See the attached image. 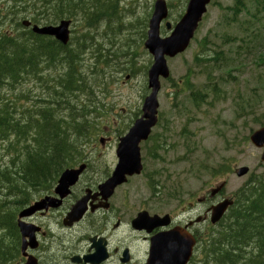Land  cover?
<instances>
[{
  "label": "rangeland",
  "instance_id": "rangeland-1",
  "mask_svg": "<svg viewBox=\"0 0 264 264\" xmlns=\"http://www.w3.org/2000/svg\"><path fill=\"white\" fill-rule=\"evenodd\" d=\"M5 1L3 7L12 8V2ZM111 1L115 16L109 29L102 22L96 29L87 28L81 19L72 18L74 15L70 18L69 45L76 39L87 44L78 53L76 62L84 81L91 85L90 91L61 97L60 88L55 87L56 83L48 77L62 76L65 61L62 67L44 72L29 81L26 79L15 88L3 86L0 90L7 95V99L14 101L17 114L13 115L16 117L18 114H24L27 118L37 116L41 109L53 107L55 120L74 124L78 120L83 121L77 114L81 109L92 110L96 106L102 115L96 119L101 118L100 131L88 140L84 139L79 149L82 154H79L78 163L88 162L97 174L100 171L97 165L115 162L113 149L118 139L128 132L140 116L143 100L149 93L147 71L152 64V57L143 44L155 0ZM165 1L169 10L167 20L174 24L183 14L188 0ZM49 4L47 0L45 8L40 7L39 18L47 25L56 24L63 18L54 21ZM237 6L241 10L235 16L233 10ZM24 19H30L27 9L18 12L14 22ZM0 23V34L4 30H11L16 36L23 33L27 37V29L22 28L21 24L13 29V23L3 19L1 11ZM3 33L7 34V31ZM160 34L166 35L163 25ZM263 47L262 0L211 1L189 47L182 54L167 59L170 75L166 80L160 79L158 122L145 147H142L144 174L132 178L130 182V189H136L140 198L152 197L145 185L144 175L162 169L168 180L160 195L164 211L171 209L164 199L172 193L183 198L192 195L198 198L201 197L200 192L204 194L217 183L226 181L223 194L230 197L249 178L264 177L261 151L249 141L245 142V137L261 126L259 123L264 124V65L254 63V55ZM100 53L102 58H99ZM186 77L189 90L184 87ZM85 117L92 120L93 113L89 112ZM35 136L36 132H29L19 140L14 135L3 140L0 138V207H4L9 217L21 204L27 187L26 181L17 174L25 166V147L42 153L47 146L45 142L36 144L33 141ZM152 144L167 145L164 146L165 151L156 152L157 156L164 157V164L150 159ZM187 160L196 162L192 175L188 171ZM201 164L204 170L199 172L197 167ZM241 166H247L249 172L237 178L233 171ZM226 167L232 173L224 175L216 170ZM202 185H206V188ZM37 191L31 196H35ZM203 207L197 204V211L201 212ZM209 233L208 227V236ZM3 237L7 238V234L0 231V246L6 251L8 240H3ZM246 242L247 239L244 243H237L243 245ZM253 246L249 242L242 247L243 250L240 248V251H236L240 257L236 258V264H248L254 260L256 253ZM208 252L206 244L198 245L191 264H211L209 260H212L213 253Z\"/></svg>",
  "mask_w": 264,
  "mask_h": 264
},
{
  "label": "trees",
  "instance_id": "trees-1",
  "mask_svg": "<svg viewBox=\"0 0 264 264\" xmlns=\"http://www.w3.org/2000/svg\"><path fill=\"white\" fill-rule=\"evenodd\" d=\"M9 1L12 2V8L3 7L7 1L0 0V11L3 19L8 20L10 24L14 22L17 13H21L25 9H27L30 20L33 23L38 22V11L40 7L44 9L47 3V0ZM49 2L48 8L55 20L70 19L74 15L72 18L81 19L83 25L93 29H96L101 22H104L109 29L110 23L114 21L115 9L112 7L111 0H49ZM262 3L264 4V0ZM240 10L241 7L237 6L233 10V14L236 16ZM42 13L44 14V12ZM17 25H19L18 21L11 26L14 29ZM4 31H7V34L3 33ZM4 31L0 34V90L3 89V86H8L10 89L15 88V85L21 84L26 79L29 81L41 76L44 72L62 67L64 61L66 64L64 74L48 77L50 81L56 83L55 87L60 88L61 97L91 90V85L84 81L78 71L76 62L78 53L87 46L85 42L76 39L71 43L72 45L68 43L63 47L55 42L44 41L47 37L35 36L30 32L26 37L23 33L16 36L11 30ZM226 42L229 41L226 40ZM102 56L100 53L99 58ZM254 56L256 65H264V47L262 50H258ZM109 57L108 54V59ZM185 80L184 87L189 90L188 77ZM200 95V98L203 99V95ZM59 102L54 106H57ZM89 112L93 113L92 120L84 118ZM13 114H17L14 101L7 99V95L0 92V138L3 140L14 135L19 140V137H23L29 132H36L33 141L36 144L45 142L47 145L42 153L30 151L27 146L25 147L27 155L25 166L17 174L32 184L36 181L54 180L65 168L75 164L81 157L79 154L82 153L79 149L82 147V143L100 131L101 118L96 119L102 117L96 106L92 110L81 109L77 114L78 118L83 121L78 120V123L74 124L55 120L53 107L43 108L37 116L28 118L24 114H18V117ZM258 125H262V122ZM245 142H248V137H245ZM216 170L221 172L219 168ZM228 171L224 170L223 172L227 173ZM4 178L10 177L4 176ZM35 187L40 189L45 186L36 184ZM233 196L234 205L228 209L226 215L218 223V229L208 236V254L213 253L211 254L212 260L209 262L211 264H236V258H240L236 251H240V248L243 250L244 245L252 242L256 254L254 260L248 264H264V177L249 178L241 188L234 192ZM13 226L12 217L8 216L4 207L0 208V229H12ZM245 239H247L246 244H238L244 243ZM0 250V259L8 257L12 252L8 248L3 251V246H0Z\"/></svg>",
  "mask_w": 264,
  "mask_h": 264
},
{
  "label": "flooded vegetation",
  "instance_id": "flooded-vegetation-1",
  "mask_svg": "<svg viewBox=\"0 0 264 264\" xmlns=\"http://www.w3.org/2000/svg\"><path fill=\"white\" fill-rule=\"evenodd\" d=\"M114 164L97 165L98 174L89 163L85 164L86 169L63 199L55 192L57 179L27 182L24 199L14 210L16 226L18 215L24 209L42 200H47L48 206L21 220L27 225L25 236L17 226L10 237L13 255L0 264H149L153 242L166 240L167 233L173 230L195 239L193 254L186 263L191 264L198 245L204 243L207 248L209 209L227 198L224 190L213 197H209L208 190L204 194L200 192L198 198L193 195L165 197L171 209L164 211L158 197L142 199L136 189H130L132 178L115 187L111 194L100 192L99 187L110 177ZM144 176L145 185L150 187L151 175ZM163 177L166 174L163 173ZM36 184L45 187L38 189ZM35 189L38 191L32 197ZM197 204L204 206L201 212L197 211ZM76 206V212H84L80 218L70 219ZM141 212L159 219L153 226L133 224Z\"/></svg>",
  "mask_w": 264,
  "mask_h": 264
},
{
  "label": "water",
  "instance_id": "water-1",
  "mask_svg": "<svg viewBox=\"0 0 264 264\" xmlns=\"http://www.w3.org/2000/svg\"><path fill=\"white\" fill-rule=\"evenodd\" d=\"M210 0H189L185 13L174 26L171 33L166 37L160 36V25L167 18L168 9L164 0H156L154 3L153 13L148 23L147 38L143 44L145 50L152 57V64L147 71V88L149 94L144 98L141 116L135 120L128 132L119 139L116 148V157L118 159L111 178L100 187L105 192L113 190L116 186L125 182L126 177L139 175L142 170L139 144L146 140L151 129L157 123L158 113V93L160 91V79L169 78V69L166 59L174 58L183 53L189 46L194 37V33L206 13V7ZM24 26H30L28 21L23 22ZM69 21H60L56 26H33L32 31L41 36H51L61 45L65 46L69 42ZM166 28L170 30L171 25L166 23ZM250 143L261 150L260 161L264 162V125L253 131L249 136ZM249 172V168L242 166L235 171L238 178L244 177ZM80 174V170H66L62 173L56 193L60 198H64L68 188L72 186ZM225 186V182L218 184L210 190V195L214 196ZM232 205L229 200H224L211 208L210 221L212 224L218 222L227 208ZM78 208V207H76ZM42 209L37 204L31 211ZM76 210L71 213L74 214ZM28 212L24 211L20 217L27 216ZM156 218L147 220L144 214H141L136 220L137 225L153 224ZM22 235L25 236L26 226L19 223ZM141 226V225H140ZM153 226V225H151ZM178 231H173L167 235L166 240L155 241L152 246L149 264H186L191 256L194 241Z\"/></svg>",
  "mask_w": 264,
  "mask_h": 264
},
{
  "label": "bare ground",
  "instance_id": "bare-ground-1",
  "mask_svg": "<svg viewBox=\"0 0 264 264\" xmlns=\"http://www.w3.org/2000/svg\"><path fill=\"white\" fill-rule=\"evenodd\" d=\"M102 23H104V22H102ZM8 33H9V32H8ZM115 41H116V40H115ZM28 45H29V44H28ZM43 46H44V45H43ZM63 47H64V46H63ZM66 47H67V46H66ZM66 47H65V48H66ZM55 50H56V49H55ZM52 51H53V50H52ZM52 51H51V52H52ZM129 52H130V51H129ZM65 55H67V54H65ZM65 55H64V56H65ZM114 55H115V54H114ZM64 56H63V58H64ZM59 57H60V56H59ZM61 57H62V56H61ZM113 58H114V57H113ZM61 59H62V58H61ZM58 60H59V59H58ZM62 61H63V60H62ZM57 62H58V61H57ZM72 65H73V64H72ZM46 66H47V65H46ZM54 66L56 67L57 65H54ZM51 69H52V68H51ZM27 77H28V72H27ZM85 86H86V85H85ZM80 88H81V87H80ZM83 90H84V89H83ZM103 101H104V100H103ZM88 103H89V102H88ZM94 104H95V103H94ZM94 104H93V105H94ZM89 106H90V105H89ZM96 111H97V110H96ZM9 113H10V112H9ZM17 116H18V115H17ZM12 117H13V116H12ZM11 119H12V118H11ZM29 137H30V136H29ZM12 138H13V137H12ZM16 146H17V145H16ZM160 171H161V170H160ZM156 173H157V172H156ZM156 173H153V174H156ZM109 179H110V178H108L105 182H108ZM36 182H37V181H36ZM1 204H2V203H1ZM2 205H3V204H2ZM7 205H8V204H7ZM0 208H2V207H0ZM15 213H16V212H15Z\"/></svg>",
  "mask_w": 264,
  "mask_h": 264
}]
</instances>
